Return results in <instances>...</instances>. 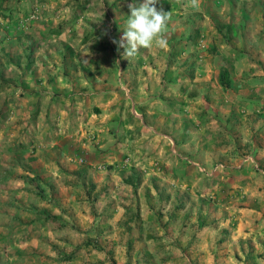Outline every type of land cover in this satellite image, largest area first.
<instances>
[{"label": "rangeland", "instance_id": "obj_1", "mask_svg": "<svg viewBox=\"0 0 264 264\" xmlns=\"http://www.w3.org/2000/svg\"><path fill=\"white\" fill-rule=\"evenodd\" d=\"M39 1L0 0V99H20L22 94L13 89L18 86L32 88L46 104L47 96H55L52 102L70 120L60 130L55 124L58 135L53 137L66 144L65 138H59L70 125L73 139L68 147L90 159L95 168L88 169L86 175L52 171L43 177L31 175L32 181L27 180L31 206L37 207V200L50 202L64 194L73 196L64 212L71 214L70 224L75 227L64 228L75 229L77 234L62 240L65 248H71L67 253L62 251L63 260L91 244L108 248L113 263L117 256L112 248L119 247L126 264H193L191 260L196 262L197 254L189 251L204 243H217L220 219L224 220L225 214L247 197L237 185L228 184L232 177L228 166L239 160L251 162L242 159L249 153L244 139H236L224 119L229 107L227 92L221 93L211 85L207 92H198L197 81L189 85L188 93L183 94L181 89L191 80L189 69L199 56H248L242 66L251 63L248 70L258 71L247 80L259 87L255 93L244 94L251 98L249 105H264V61L253 57L264 56V0H197L196 7H191L189 0H161L158 7L173 3L167 44L141 48L129 60L122 57L123 49L112 40L119 41L123 35L130 15L127 5L134 0ZM203 19L205 33L202 30L199 40L196 33L191 35L197 37L196 43L182 35L187 26L191 32L192 25H201ZM58 26V35H50L54 32L49 28ZM215 26L220 29L216 35ZM221 33L233 41L221 43ZM60 56L63 60L57 59ZM63 64L73 70L79 66V71L69 76L70 83L65 85L63 75L50 82L49 74L58 70L54 66L64 68ZM185 68L187 71L176 81L170 78L171 70ZM85 80L88 82L83 86ZM170 85L177 89L171 91ZM214 108L222 119L218 126L208 122ZM135 162L141 163V172L137 171L139 185L132 186L126 180V168ZM170 168L180 180L189 179L190 186L166 176ZM80 178L83 183L69 191L66 186L70 180L78 185ZM258 180L264 181L262 173ZM237 191L240 197L235 196ZM77 219L82 221L75 223ZM199 221L205 227H199ZM193 227V235L184 233ZM202 229L209 233L204 235ZM130 230L135 231L134 236L129 237ZM90 232L93 235L88 236ZM39 239L42 246H48L50 240L42 243ZM144 249L157 254L147 257ZM40 255L27 257L13 236L8 243L0 240V264H39ZM79 258V262L85 261L84 256Z\"/></svg>", "mask_w": 264, "mask_h": 264}, {"label": "crops", "instance_id": "obj_2", "mask_svg": "<svg viewBox=\"0 0 264 264\" xmlns=\"http://www.w3.org/2000/svg\"><path fill=\"white\" fill-rule=\"evenodd\" d=\"M172 5L173 3H170V6ZM170 6L164 9L170 11ZM245 16L246 13H243V17ZM185 25L187 26V24ZM205 25V19H203L201 25H192L193 32L188 31L189 28L187 26L186 29L188 30L185 29L186 32H183L182 35L196 43V38L198 37L199 40L202 36V30L205 33ZM219 30L217 26L214 27L215 35L220 33ZM194 33H196V38L191 36ZM51 34L58 35L57 33ZM221 35L223 39L221 43L227 44L233 41L231 38L228 39L227 35V40L224 39L225 35L223 33ZM212 38L215 42L214 35ZM168 42L170 43V41ZM238 43H241V40ZM247 57L229 56V54L228 56H199L197 61L193 62L194 67L189 69L191 71L189 75L192 76L191 80H188L187 87L181 89L183 94H186L189 92V85L193 84L194 86L195 82H192L197 81L200 88L198 92H207L208 85H211L215 90L220 89L221 93L227 92L228 97L226 100L229 107L224 119L229 126V130L234 131L235 138L241 137V139H244L245 147L249 149V153L242 159L251 162L249 164V162L243 163L242 160H239L228 166L232 173V177L227 180L228 184L237 185L238 190L243 191L245 193L244 196L247 197L240 202L241 204H237V207H232L229 211L230 213L225 214L224 220L220 219L222 228H219L221 233L218 232L217 234V243L213 245L204 243L194 250H191L192 246L189 248L191 250L189 251L190 253H193V255L197 254L196 262H194V258L191 260L193 264H264V181L261 183L258 180L259 173H262L264 177V105H256V102L249 105L251 98L249 99L246 94L249 91L255 93V89L259 87V84L250 83L247 77L259 73L252 68L248 70L247 65H251V63L244 65L245 67L242 66V62ZM253 57L263 58L262 61H264V56ZM57 59L60 60L62 58L60 56ZM65 65L63 64L64 68H59L57 67L58 65L54 66L55 70L58 68L61 71L57 70L50 73L48 77L50 82L51 80L58 81L60 79L59 75H63L64 80H66L62 79L64 85L67 82L70 83L69 76L76 75L79 71V66L76 70H73L72 68L66 69ZM220 66L226 67L229 73L230 85L224 90L221 87L219 88L220 85L217 79V72ZM185 71H187V68L179 72L178 70L176 72L171 70L170 78L176 81L182 76V72L184 74ZM107 72L108 70L105 73ZM115 73H117L116 69ZM88 77L90 78L91 75H88ZM235 78L239 83H237ZM82 80L84 81V77ZM87 82L85 80V84L83 83L82 85H86ZM170 88L171 91H174L175 88L177 89L173 85H170ZM13 89L14 92L16 90V92L22 94L20 99L16 100L12 96H7L6 98L3 96L0 99V240L5 239L8 243L10 236H13L15 240L21 243V251L27 253V257L30 254H41L38 261L39 264H126L120 256L119 247L112 248V251L117 256V261L113 263L109 261L108 252L110 250L108 248L102 246V249H100V247H94L91 244L84 245L77 250L74 256L63 260L64 251L67 253L71 248H65L67 246L62 245L65 244L62 240L66 238L72 239L77 234L75 229L64 228L71 225L75 227L74 224H70L73 222L71 214L64 212V208L71 204L73 196L64 194V196L62 195L57 200L50 202L37 200L35 203L38 206H31L29 199V193H31V187L29 186L31 185L27 183V180L32 181L31 175L36 176V174L43 177V174L47 171L58 172L57 174L64 172L67 175H75L77 173H85L86 175L88 174V169L93 170L95 167L90 159H85L83 156L78 155V150L68 147L73 139V131L70 130V125L67 126L66 133L61 134L62 136L59 138H65L66 144L58 142L53 137V134L58 135L54 131L53 126L57 124L56 127L60 130L70 120L67 116L65 118V111L52 102L55 96H47L48 102L46 104V100L42 99L41 101L40 97L36 96V92L30 87L18 86V88L15 87ZM0 92L3 91L1 90ZM5 92L6 90H4ZM23 94L26 96H23ZM29 94L31 95L29 96ZM187 104H189L187 107L190 110L191 102L188 101ZM213 111L214 114L208 118V122L213 121L218 126L222 119L218 117L219 115L217 116L219 114L217 108H214ZM2 112L3 114H1ZM243 127L245 132L241 133ZM77 129L74 128L73 130L77 131ZM109 131L112 132L111 130ZM107 161L108 163L111 162L110 160ZM137 164L136 162L133 163L135 165L134 168H132L133 165H129L126 168L129 175L131 172L138 175L137 171H140L139 166H141V163ZM166 176L175 179L176 183L180 185L186 184L187 188L190 186V180H185L184 178L180 180L173 168H170V171H166ZM132 181L127 182L130 185L133 184L132 186L139 185L136 180L134 181L133 179ZM76 182L78 185L73 180H70V185L66 186L69 191L75 190L74 188H78L83 183L81 178ZM62 185L64 188V184ZM261 185L262 187L259 188ZM239 191L234 192L235 196L238 194L237 197H240ZM46 213L51 216L45 218ZM182 218L186 219L185 216H182ZM77 221L82 220L77 219L75 223H78ZM199 224H201L199 227H205L202 221H199ZM194 231L195 227L189 232L185 229L184 233H188V236H191ZM91 232L88 236L93 235ZM124 232L127 233L126 230ZM201 232H204V235L209 233L206 229H202ZM134 233V230H130L129 237L134 236ZM36 237L41 238L42 243L50 240L48 246H42L39 238L37 245ZM32 239H34V242H32ZM31 243H34V247H31ZM138 251H141V255L142 250L138 249ZM143 252L147 257L157 254L153 250L148 252V250L144 249ZM81 256H84V262L82 260L79 262L81 259L79 257Z\"/></svg>", "mask_w": 264, "mask_h": 264}, {"label": "clouds", "instance_id": "obj_3", "mask_svg": "<svg viewBox=\"0 0 264 264\" xmlns=\"http://www.w3.org/2000/svg\"><path fill=\"white\" fill-rule=\"evenodd\" d=\"M161 0H142L139 4L127 5L130 15L126 21L123 35L119 41L112 40L118 49H123L122 57L126 60L139 54L141 48L163 47L167 44L166 32L172 12L165 11ZM191 7L197 6V0H189ZM107 34V33H105Z\"/></svg>", "mask_w": 264, "mask_h": 264}, {"label": "trees", "instance_id": "obj_4", "mask_svg": "<svg viewBox=\"0 0 264 264\" xmlns=\"http://www.w3.org/2000/svg\"><path fill=\"white\" fill-rule=\"evenodd\" d=\"M59 29H60V26L53 27V28H49V30L51 32H54V33H58L59 32ZM224 39L227 40L226 35H225ZM217 79H218V83H219L220 87L223 90L229 87V85H230V79H229V73H228L226 67H224V66H220L219 67L218 72H217ZM137 178H138V175L131 172L130 175L128 177H126V180L130 182L133 179L136 180ZM50 216L51 215L48 214V213L45 214V218L46 217H50ZM66 257H68V255H66Z\"/></svg>", "mask_w": 264, "mask_h": 264}]
</instances>
